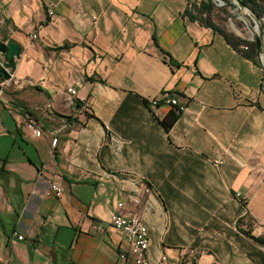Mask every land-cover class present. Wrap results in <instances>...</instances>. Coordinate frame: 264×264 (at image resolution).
Listing matches in <instances>:
<instances>
[{
    "label": "crops",
    "instance_id": "crops-1",
    "mask_svg": "<svg viewBox=\"0 0 264 264\" xmlns=\"http://www.w3.org/2000/svg\"><path fill=\"white\" fill-rule=\"evenodd\" d=\"M188 4L0 0V40L21 47L0 98V264H131L118 213L141 217L152 263L264 264V67Z\"/></svg>",
    "mask_w": 264,
    "mask_h": 264
},
{
    "label": "built area",
    "instance_id": "built-area-1",
    "mask_svg": "<svg viewBox=\"0 0 264 264\" xmlns=\"http://www.w3.org/2000/svg\"><path fill=\"white\" fill-rule=\"evenodd\" d=\"M48 14L49 16L53 17L55 13L52 9H50ZM32 38L37 39L38 35L33 34ZM3 67L5 68L4 65ZM5 69L11 75V78L9 80H6L0 75V98L4 97L5 88L13 78L12 72L7 68ZM81 86L82 83L78 81L67 88L66 94L70 102H73L78 97L79 89L81 88ZM162 101L163 103L171 105L172 107L179 106L180 110L184 109V106L179 105L177 99L175 98L166 96ZM151 103L152 105H157L159 104V101L154 99L151 101ZM27 127L34 131L37 137L41 136V131L37 129L34 120H29L27 122ZM57 142L58 139L55 137L52 143L55 146ZM51 192L57 198H61L64 193L63 189L55 183L51 184ZM236 197L242 198V193L237 192ZM119 207H123V204L120 203ZM110 226L120 231L129 245V250L119 255L120 260L123 262L126 261L130 262L131 264H199L196 256L189 258H180L176 260H169L166 256H163L159 261L152 263L148 256L150 248L149 233L141 217L136 213L127 215L122 213L113 214L110 219ZM99 229L101 230V228ZM13 237L18 241L24 240V236L20 235L17 232L13 233Z\"/></svg>",
    "mask_w": 264,
    "mask_h": 264
},
{
    "label": "trees",
    "instance_id": "trees-1",
    "mask_svg": "<svg viewBox=\"0 0 264 264\" xmlns=\"http://www.w3.org/2000/svg\"><path fill=\"white\" fill-rule=\"evenodd\" d=\"M244 4L250 8L255 14L259 17H264V0H243ZM215 8V3L213 0L207 2V0H189L188 8L185 11V16L189 17L193 21L199 22L202 26L211 28L220 34H222L226 41L241 55L245 58L253 61L256 64H260L258 53V46L256 41H247L239 37H234L233 35L227 33L224 29L220 28L216 23L211 19L210 13ZM164 59L168 61V63L176 67L178 63H176L171 55L167 52L162 51ZM5 68L13 72L15 67L14 60L11 62H7ZM177 115L170 114V116L162 122L166 129H169L173 126V124L177 120ZM246 234L250 235V232L245 231ZM255 240L259 243H264V239L255 238Z\"/></svg>",
    "mask_w": 264,
    "mask_h": 264
},
{
    "label": "rangeland",
    "instance_id": "rangeland-1",
    "mask_svg": "<svg viewBox=\"0 0 264 264\" xmlns=\"http://www.w3.org/2000/svg\"><path fill=\"white\" fill-rule=\"evenodd\" d=\"M213 2L215 8L211 11L210 17L220 28L234 37L250 42L256 41L257 36L260 37L262 48L259 62L264 67V17H260L259 20L250 8L241 7L236 0H213ZM183 201L179 202L182 204ZM188 203L191 201L188 200Z\"/></svg>",
    "mask_w": 264,
    "mask_h": 264
},
{
    "label": "water",
    "instance_id": "water-1",
    "mask_svg": "<svg viewBox=\"0 0 264 264\" xmlns=\"http://www.w3.org/2000/svg\"><path fill=\"white\" fill-rule=\"evenodd\" d=\"M236 1L241 7L248 8L244 4L243 0H236ZM252 13L260 20V17L257 14H255L254 12ZM256 43L258 46V53L260 54L262 48V41L259 36L256 37ZM0 53L7 57V62H11L15 58L20 57L21 47L18 43L14 42L13 39H9L8 42H3L0 40ZM0 75L6 80H9L11 78V75L3 67L1 62H0Z\"/></svg>",
    "mask_w": 264,
    "mask_h": 264
}]
</instances>
